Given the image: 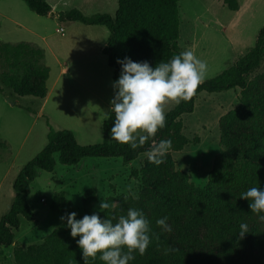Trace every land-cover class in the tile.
I'll list each match as a JSON object with an SVG mask.
<instances>
[{"label":"trees","instance_id":"trees-1","mask_svg":"<svg viewBox=\"0 0 264 264\" xmlns=\"http://www.w3.org/2000/svg\"><path fill=\"white\" fill-rule=\"evenodd\" d=\"M37 15L52 13L47 0H21ZM179 0H117L114 14L96 12L85 15L77 8L61 11L59 20L78 21L85 25L103 26L108 31L102 53L112 69V83L118 79L121 66L117 59L128 57L134 62L147 61L155 66L167 62L181 51L178 45L180 19ZM228 9H238L237 0H223ZM44 52L28 42L8 44L0 42V80L19 96L43 98L49 68L39 64ZM264 59V25L260 27L254 45L232 65L202 83L189 102L175 104L166 111L167 124L155 139H170L172 148L179 151L187 144H195L198 137L189 139L182 133L181 117L193 111L196 96L239 88L238 104L220 116L218 127L221 151L215 157L204 186H196L186 173L175 168L174 161L164 157L156 166L145 157L138 171L141 186L138 199L123 195L111 210H102L100 217L126 215L128 208L141 210L150 222L154 237L144 255L135 253L129 264H264V221L252 213L251 201L240 195L251 187L264 189V71L249 79V73ZM36 78L39 89H31L30 80ZM0 93L4 94L0 87ZM114 96V94H113ZM46 143L39 152L17 172L12 182L14 196L8 210L0 217V248L11 245L21 221H31L34 212L29 203L31 182L38 169L53 171L56 161L75 165L82 158H121L124 164L135 160L150 145L133 150L130 145L110 141L114 114L110 111L102 121V139L80 144L69 129H54L46 121ZM55 155H57L55 157ZM135 175L136 171L133 170ZM97 189H86L82 194L83 208L88 210L96 200ZM52 210L66 213L74 208L63 192L51 199ZM259 215H264L260 213ZM168 217L172 231L164 232L156 220ZM78 219V217H76ZM248 225L241 238L240 224ZM207 229L206 237L198 233ZM70 235L66 220L47 234L42 242L26 248L15 247V264H84L82 252ZM171 247L177 249L166 252ZM87 264H103L99 256L88 258Z\"/></svg>","mask_w":264,"mask_h":264},{"label":"rangeland","instance_id":"rangeland-1","mask_svg":"<svg viewBox=\"0 0 264 264\" xmlns=\"http://www.w3.org/2000/svg\"><path fill=\"white\" fill-rule=\"evenodd\" d=\"M47 1L52 13L41 16L28 9L21 0H0V42H30L40 47L44 52L42 64L50 68L48 95L44 102L33 95L15 96L0 80V87L5 92L0 93V217L12 202V182L17 172L46 143V121L54 129L72 130L80 144L99 142L102 121L109 112L114 94L112 69L102 53L106 29L78 21H62L57 14L71 8H77L85 15L114 14L117 0ZM237 1L236 11L228 9L223 0H179L177 3L178 45L181 51L192 50L207 62L206 79L244 55L254 45L258 31L264 25V0ZM2 70L1 67L0 72ZM263 71L264 59L248 77L251 79ZM56 77L58 80L54 83ZM30 83L32 91L36 92L39 82L32 78ZM239 96V88L201 92L195 98L193 111L181 117L182 133L189 139L196 136L198 141L179 151H169L166 157L173 160L175 168L184 171L196 186L206 184L213 161L221 151L218 120L238 104ZM174 105L168 103L165 112ZM109 140L115 141L110 135ZM145 157L141 153L126 164L121 158L85 157L77 166L56 161L53 171L38 169L29 195L33 219L21 221L13 243L0 248V264H15V247L38 244L61 224L60 217L65 214L50 207L57 192H63L70 200L78 219L86 214L101 215L99 204L107 196L115 199L123 195L136 197L141 186L138 171ZM91 187L97 189L96 200L85 210L81 197ZM197 231L201 237H206L205 227Z\"/></svg>","mask_w":264,"mask_h":264},{"label":"clouds","instance_id":"clouds-1","mask_svg":"<svg viewBox=\"0 0 264 264\" xmlns=\"http://www.w3.org/2000/svg\"><path fill=\"white\" fill-rule=\"evenodd\" d=\"M116 63L121 66V71L112 83L114 96L109 111L114 114V123L110 129L111 139L130 145L133 150L150 142L144 155L150 163L159 166L172 148L170 139H155L158 131L167 124L165 106L170 102L177 105L182 101L189 102L196 95L198 87L207 78V62L194 51L184 50L155 66L147 61L134 62L128 57L117 59ZM240 198L251 201V212L264 221V215H259L264 213V189L251 187ZM116 204L103 199L99 209L111 210ZM76 217V212H71L60 219L66 220L72 238L79 237L76 244L84 264L88 258L95 260L97 256L103 264H129L135 259V253L145 254L153 237L159 241V234L152 232L149 220L136 208H128L126 215L118 218L105 216L102 219L96 213L80 219ZM167 221L168 217L164 216L156 220V225L170 233L172 227ZM247 232L248 225L241 223L240 237ZM176 250L169 247L166 252Z\"/></svg>","mask_w":264,"mask_h":264},{"label":"crops","instance_id":"crops-1","mask_svg":"<svg viewBox=\"0 0 264 264\" xmlns=\"http://www.w3.org/2000/svg\"><path fill=\"white\" fill-rule=\"evenodd\" d=\"M96 26H99V25H96ZM103 27V26H102ZM107 31V30H106ZM63 33V32H62ZM107 36H108V31H107ZM28 43H30V42H28ZM33 45V44H32ZM42 60H43V58L40 60V64L41 65H44V64H42ZM44 66H46V65H44ZM48 67V66H47ZM49 68V67H48ZM65 69H66V67H65ZM65 69H63L62 70V72L65 70ZM49 75H50V68H49V74H48V78L46 79V94H45V96L43 97V98H41V99H43V102L45 101V99H46V97H47V95H48V89H47V81H48V79H49ZM58 80V78L56 77L55 79H54V83L56 82ZM5 93V92H4ZM15 96H19V95H16L15 93H13ZM24 96V95H23ZM79 164V162L77 163V164H75L74 166H77Z\"/></svg>","mask_w":264,"mask_h":264},{"label":"built area","instance_id":"built-area-1","mask_svg":"<svg viewBox=\"0 0 264 264\" xmlns=\"http://www.w3.org/2000/svg\"><path fill=\"white\" fill-rule=\"evenodd\" d=\"M62 29V28H61ZM61 31H63V30H61Z\"/></svg>","mask_w":264,"mask_h":264}]
</instances>
